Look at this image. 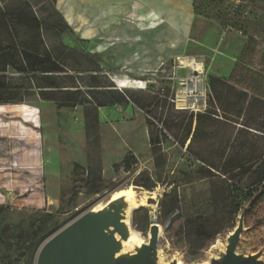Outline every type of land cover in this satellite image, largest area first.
Instances as JSON below:
<instances>
[{"label": "rangeland", "instance_id": "1", "mask_svg": "<svg viewBox=\"0 0 264 264\" xmlns=\"http://www.w3.org/2000/svg\"><path fill=\"white\" fill-rule=\"evenodd\" d=\"M42 1L0 0V7L31 10L43 19L51 9ZM54 8L69 32L15 23L6 32L0 24V70L9 89L2 94L7 102L0 105V206L7 208L0 230L7 225L13 236L29 222L55 213L72 189L79 194L74 212L62 216L63 226L128 190L136 201L129 224L139 242H147L151 224L159 227V263L199 264L216 257L242 210L237 252L262 251L264 259V199L253 208L243 200L241 210L214 211L212 195L229 191L230 182L226 177L197 179L198 164L185 153L189 140L181 148L174 139L178 124H186L190 113L212 106L210 78L264 103V0H55ZM31 45L45 55V65L63 69L57 78L61 90H48L47 101L29 90L33 75L15 71L24 67L20 53ZM68 76L78 91H66L73 83ZM192 81L198 85L194 92ZM125 87L139 90L132 96L143 110L122 99ZM217 90L224 102H214V107L227 108L232 95L225 87ZM108 104L113 105L98 107ZM92 108L98 146L85 133L84 112ZM240 118V124L248 120L253 128H264V109L248 108ZM149 132L164 155L162 181L151 191L134 185L157 173ZM94 172L100 174L102 189L87 196L82 185ZM172 182L179 185V213L165 227L160 202L168 204ZM243 194L234 193V203ZM186 217H209L214 229L223 226L212 241L197 248L180 231ZM33 253L18 264H34Z\"/></svg>", "mask_w": 264, "mask_h": 264}, {"label": "trees", "instance_id": "2", "mask_svg": "<svg viewBox=\"0 0 264 264\" xmlns=\"http://www.w3.org/2000/svg\"><path fill=\"white\" fill-rule=\"evenodd\" d=\"M43 2H48L51 9V12L46 14L43 19H39L31 10L29 12L24 10L6 11L1 6L0 24L2 29L6 32L10 31V24L15 23L38 29L43 26L55 30L58 34L69 32L68 26L54 8L55 0H44L40 4H43ZM251 43L254 44V41H251ZM250 45L249 43L246 48L249 52L253 51L252 48L249 49ZM20 56L24 67L15 69V71L16 73L33 75L34 82L31 79V85L28 87L32 94L41 100L47 101L49 100L46 97L48 90L53 92L61 90L57 78L63 73V69L54 63L49 66L45 65L42 61L45 55L40 53L35 45L23 49ZM81 56L83 58L90 57L87 53H82ZM2 73V70H0V105L7 102L2 98V94L7 93L9 90ZM67 79L72 80L73 83H70V87H65L66 91H78V88L73 86L75 85L74 78L68 76ZM210 80L209 88L213 97H211L209 104L212 106L204 112L190 113L186 124L185 121L178 124V135H175L174 139L181 148H184L185 143L189 140V144L185 147V153L198 164L194 172L197 179L226 177L230 182L229 191L215 192L212 195L214 211L226 213L232 208L239 210L243 200L250 201V208H253L264 199V128L261 130L260 128H253L251 126L252 121H243L241 124L238 121L241 120L240 116L248 108L264 109V103L256 97L249 98L245 92L236 91L233 87L225 85L218 79L210 78ZM219 86L227 88L229 94L232 95L233 102H228L225 105L227 108L221 107L222 109H220L213 105L214 102H217L219 106H222L224 102L221 93L217 90ZM136 93H139V90L123 89L122 99L143 110V104L135 101L132 96ZM111 105L113 104L98 105V107ZM84 120L86 136L92 138L91 143L98 146V120L95 108L85 109ZM234 132L235 137L233 136ZM247 136L250 138H247ZM149 142L153 165L157 173L153 178L146 176L144 181L134 184L147 191H151L157 182L162 181L160 173L164 167V155L161 153L160 142L153 137L151 132H149ZM139 176L143 177L145 175L141 173ZM171 185L174 189L165 197L168 198V204H164V199L160 202L161 214L164 220L174 216L170 221V225L173 224L179 213V199L175 192L179 185L175 182H172ZM82 188L87 196L99 194L102 189L100 174L97 172L89 173ZM243 192L245 193L243 194ZM234 193L243 194L244 199L234 203V199H232ZM78 194L77 189H72L68 198L59 200L55 213L45 214L29 222L26 229L17 231L13 236L9 234L7 225L2 227L0 230V264H18L20 259L26 258L32 249H34V258L40 245L63 227L62 216L74 212ZM6 211V207L0 206V217L4 216ZM55 218H57L56 221L48 226L47 224ZM212 219L209 217H186L180 231L188 242L196 243L197 248H202L206 242L215 238L217 230L223 226L218 225L214 229Z\"/></svg>", "mask_w": 264, "mask_h": 264}, {"label": "water", "instance_id": "3", "mask_svg": "<svg viewBox=\"0 0 264 264\" xmlns=\"http://www.w3.org/2000/svg\"><path fill=\"white\" fill-rule=\"evenodd\" d=\"M127 208L125 198L118 197L108 200L100 209L93 208L77 216L40 245L34 264H161L158 260L157 224L149 226L146 243L134 247L133 252H122V243L128 239L130 227L124 223ZM244 213V210L240 212L224 250L208 262L199 264H264L262 251L247 255L237 252ZM172 217L166 221L165 227Z\"/></svg>", "mask_w": 264, "mask_h": 264}, {"label": "bare ground", "instance_id": "4", "mask_svg": "<svg viewBox=\"0 0 264 264\" xmlns=\"http://www.w3.org/2000/svg\"><path fill=\"white\" fill-rule=\"evenodd\" d=\"M197 86H198L197 83L195 81H192L190 83V91L193 92L194 90H196L198 88ZM118 197H124L125 201L128 204V208L125 211V216L126 217H125L124 223L127 226H129V222H128L129 221V212L134 206H136L135 195H134L133 192L128 191V190L119 191V192L114 193L112 196H110L108 200H110V199L113 200V199H116ZM102 206H99L97 208H94L95 207L94 206L93 208H94V210H97V209H100ZM139 241L140 240L138 238L137 233L135 232V230L133 231V229L130 226L129 227L128 239L125 242L122 243V252H128V251L133 250L134 247H138L141 244ZM177 264H180V262H177Z\"/></svg>", "mask_w": 264, "mask_h": 264}, {"label": "crops", "instance_id": "5", "mask_svg": "<svg viewBox=\"0 0 264 264\" xmlns=\"http://www.w3.org/2000/svg\"><path fill=\"white\" fill-rule=\"evenodd\" d=\"M110 79H111V78H110ZM111 80H112V79H111ZM112 81H113V80H112ZM126 88L129 89V88H131V87H125V89H126Z\"/></svg>", "mask_w": 264, "mask_h": 264}, {"label": "built area", "instance_id": "6", "mask_svg": "<svg viewBox=\"0 0 264 264\" xmlns=\"http://www.w3.org/2000/svg\"><path fill=\"white\" fill-rule=\"evenodd\" d=\"M194 91H196V90H194ZM194 91H193V92H194Z\"/></svg>", "mask_w": 264, "mask_h": 264}]
</instances>
